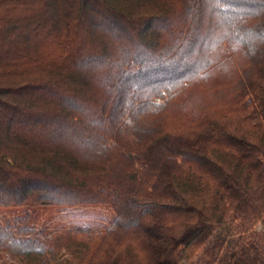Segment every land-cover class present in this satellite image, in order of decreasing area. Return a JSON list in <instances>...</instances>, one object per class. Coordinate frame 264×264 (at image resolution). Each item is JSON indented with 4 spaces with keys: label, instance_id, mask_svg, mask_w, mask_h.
<instances>
[{
    "label": "trees",
    "instance_id": "16d2710c",
    "mask_svg": "<svg viewBox=\"0 0 264 264\" xmlns=\"http://www.w3.org/2000/svg\"><path fill=\"white\" fill-rule=\"evenodd\" d=\"M88 206L81 264H264V0H0V264Z\"/></svg>",
    "mask_w": 264,
    "mask_h": 264
},
{
    "label": "rangeland",
    "instance_id": "374dc122",
    "mask_svg": "<svg viewBox=\"0 0 264 264\" xmlns=\"http://www.w3.org/2000/svg\"><path fill=\"white\" fill-rule=\"evenodd\" d=\"M12 212L9 218L18 213L23 215L24 210ZM114 217L108 206L40 208L34 223L38 228L46 227L53 244L57 243L53 263L64 264L67 259L78 264L80 259L89 258Z\"/></svg>",
    "mask_w": 264,
    "mask_h": 264
}]
</instances>
